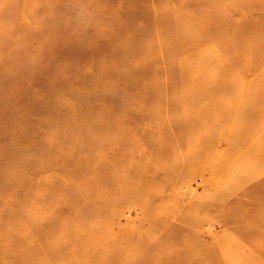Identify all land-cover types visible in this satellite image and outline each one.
Wrapping results in <instances>:
<instances>
[{"label":"rangeland","instance_id":"rangeland-1","mask_svg":"<svg viewBox=\"0 0 264 264\" xmlns=\"http://www.w3.org/2000/svg\"><path fill=\"white\" fill-rule=\"evenodd\" d=\"M13 1L0 0V9L9 10ZM30 1L42 30L34 32L31 45L6 58V67L0 70V165L11 166L16 158L33 155L35 162L19 169L21 177L31 179L26 187L8 180L13 172H0V178L8 180L3 184L0 180V207L10 209L0 212L5 253L17 264H23L25 257L32 259L26 264H264V158L254 160L255 152L250 151L248 162L236 171L223 177L212 174L215 162L232 163L241 156V150L236 154L230 149L228 135L243 117L235 100L239 90L231 86L194 91L186 84L204 83L208 76L203 73L211 69L214 75L221 65L200 64L196 73L189 64L182 69L185 75L149 73V80L162 87L145 91V110L151 112L132 118L114 109L113 115H104L87 104L89 98L98 101L88 88L118 85L125 71L123 58L119 53L109 56L116 49L102 37L84 42L81 31L91 33L89 22L104 26L109 22L104 19L120 22L124 29L138 28L143 21L142 4L119 0L124 4L117 14L110 0ZM229 1L224 7L231 10L224 11L216 0H184L182 8L179 0L160 4L169 10L178 5L180 16L230 17L239 30L254 29L257 23L259 28L247 39H263L264 21L258 19L264 15V3ZM212 23L195 49H205L207 60L226 61L236 46L220 48L230 36L219 30L220 22ZM66 24L83 25L85 30L70 33L61 28ZM14 25L0 22V35ZM180 28L182 32L184 27ZM172 31L168 30L170 39ZM129 35L120 34L115 45L124 44ZM144 43L156 45L153 40ZM179 44L160 46L150 59L178 72L175 65L197 52L192 48L177 51ZM140 54L131 62L136 69L143 66ZM106 57L114 75L103 69L105 77L96 78L95 64ZM228 68L223 80L235 76L248 87L259 66L239 69L238 75L234 63ZM68 88L72 89L68 98L87 110L78 121L61 120L56 114V104L63 101ZM179 98L183 100L171 101ZM263 100L258 99L256 110H264ZM249 121L264 124V120ZM21 132L29 145L21 141ZM249 138V150L264 141L259 142V134ZM245 170L254 178L233 192L230 182L243 178ZM78 199L93 211L85 221L72 211ZM69 239L74 246L65 247ZM35 240L41 243L31 249L29 242Z\"/></svg>","mask_w":264,"mask_h":264},{"label":"bare ground","instance_id":"bare-ground-1","mask_svg":"<svg viewBox=\"0 0 264 264\" xmlns=\"http://www.w3.org/2000/svg\"><path fill=\"white\" fill-rule=\"evenodd\" d=\"M127 1V0H126ZM129 1H136L139 2V4H142L141 6V12L143 16V21L141 22V25L138 26V28H132V29H124L122 27V23L116 22V21H110L108 19H104L105 22H108L107 24L104 23V26L97 25L94 21L89 22L88 28L92 30L91 33H87L81 30H85L82 26L75 27L70 24H66V26H61V28H64L67 32H75V31H81L84 36V42H91L93 38L102 37L103 40L107 41V43H113L114 48L116 50L111 51L109 54L112 55L113 53H119L122 56V62L124 67V74L123 76H120L121 78L118 79V85H110L104 90H98L94 87H89V90L95 91L92 92L94 94L93 96L96 97L98 101L96 103H93V99L89 98L86 100L88 105H91L92 108L97 109L96 112H100L102 114L108 115L110 113L113 115V112H110L112 110H122V116H131L132 118H141L148 114V112H151L150 109H146L145 107L148 104V99L146 96V89L147 88H162L161 83H158L152 79L149 80L148 74L155 72V73H163L168 74H181L185 75L184 72H182V69L188 68L187 66L190 64V68L195 69L198 68V66L204 65V66H211L213 62H217L219 65H221L222 68L217 70L215 74L213 75V72L211 69H207L203 74L205 76H208L207 79L204 81V83H186L187 85H192L193 88H195L194 91H200V90H217L215 88H231L239 90L238 93L239 96L235 100L239 101L241 104L239 106V112H243V117L239 119L238 126L233 132H228L230 140L232 141L230 144V149L235 151L236 154L240 153V150L242 151L240 153L239 160L229 163V162H215L214 171H212V174L217 173V176H226V174H230L237 170L240 166H242L244 163L248 162L247 160L250 158L249 154L250 151H253L255 153L251 154L254 157V160L256 157L258 159L261 157L260 161L264 158V141H262L260 144H258L261 140H264V124L260 125H251L249 120L255 119L260 121L264 120V110H256L255 107L258 106V99L260 100L264 99V38L258 39V40H251L247 39L252 34H254L253 30L258 29L257 23L256 27L253 29L250 27V29H236L234 26V20L230 17H220V16H211L208 15H200V14H187L185 16H180L179 11L183 7L184 0H179V2L182 4L181 8L176 7L173 8V10H169L165 8L164 6H161L160 1L162 0H129ZM230 2L229 0L222 1V0H216V2L221 3L218 7L219 9H222L223 11L228 9L231 10L230 6L224 7L225 2ZM257 3L263 2L264 0H256ZM111 3V4H110ZM109 6L118 14V9L121 8V6L124 3H120L119 0H110ZM30 0H14L9 10H2L0 9V22H10L14 23L15 25L10 28L6 29L5 33L0 35V70L2 68L6 67V58H9L13 56V53L16 50H20L21 48L25 47L26 45H31L33 43L35 34H40V31L42 30L38 26V23H36L37 19L39 17L33 16V7ZM264 7V4H263ZM179 8V9H178ZM172 12H174L172 14ZM215 12H218L215 10ZM46 14V12H44ZM220 22V26H218L219 30L223 31V33H227L230 36V40L226 42H221L222 46L220 48L224 47L226 50H230L234 45L236 46V49L231 53L232 55L230 58H228L226 61L221 60H212L206 59V57H209L208 54H205V49H195V47H198L197 43L202 39L201 37L204 36L203 33H206L207 30L210 29L208 24H211L213 21ZM259 21H264V15L259 16ZM80 23V22H79ZM78 23V24H79ZM216 22L212 23L215 24ZM180 27H184L183 31H180ZM217 27V26H215ZM79 28V29H78ZM173 30L172 39L169 38L170 35L167 36L168 30ZM158 29V31H156ZM262 29V28H261ZM37 30V31H35ZM128 30V32H127ZM264 32V28L262 30ZM34 32H37L34 34ZM124 32V35L126 33H129L128 40L122 44V45H115L118 41V36ZM203 32V33H202ZM19 34H22L21 40H18L17 36ZM42 34V33H41ZM241 36V38H239ZM244 36V38L242 37ZM153 37H156L158 41L154 40ZM255 37V36H254ZM145 40H153L156 42V45H146L144 43ZM177 41L181 45L180 48L177 49V51H182L186 49H195L197 51L194 55L190 56L187 59L182 60L181 64L175 65V67L178 69V72H174L173 70H168L167 67H165L162 63L155 62L152 59H150V56L155 52V49H160V46L166 45L170 42ZM203 41V40H202ZM16 44V45H15ZM141 53V54H140ZM136 54H140L143 58V66L140 67V69H136L132 66V63L134 61V57ZM6 60V61H5ZM203 60V61H202ZM232 63L235 64L236 72L238 75L239 69L242 68H251L254 69L257 66H259V69L254 71L252 74V77L250 79V84L248 87L244 86L243 82L241 80H238L235 78V76L232 77V79L229 81L223 80V77L227 73V70L232 65ZM97 73L95 74L96 78H102L105 77L103 74V69H106L107 72L109 71L110 75H114L113 67L109 64L108 57L101 59L98 63L95 64ZM194 66V67H192ZM208 68V67H207ZM228 68V69H227ZM227 69V70H226ZM191 72V71H190ZM198 73L197 71H195ZM192 73V72H191ZM195 74L194 72L192 73ZM109 75V74H108ZM236 75V74H235ZM166 76V75H165ZM192 77V76H190ZM194 77H196L194 75ZM189 78L184 77V80H187ZM175 78H172V82H174ZM169 81V80H168ZM211 88V89H209ZM72 89L68 88L66 90V93L63 95L64 99L60 102V104H56V114L58 118H61V120L67 118L69 120H79L82 119L83 116L86 114L87 110H83L80 107L82 105L78 104L76 100H70L68 98L69 95H71L72 92H70ZM88 90V91H89ZM119 90H124L123 94L119 93ZM77 91V90H76ZM75 91V92H76ZM70 92V93H69ZM118 92V95L116 94ZM134 97V98H133ZM136 97V98H135ZM183 97V96H182ZM180 100H183L182 98H179L178 100L172 99L171 101L173 103H176ZM85 101V103H86ZM264 101V100H263ZM262 101V102H263ZM52 104V103H50ZM132 104V109H128ZM121 107V108H120ZM245 108H249V110L245 111ZM242 109V112L240 111ZM150 110V111H149ZM134 111V112H133ZM116 114V112H114ZM257 121V122H258ZM29 125L24 126L23 128H26ZM240 126V127H239ZM22 128V129H23ZM82 128V127H81ZM40 129V128H39ZM84 129V128H82ZM24 132H27V129H23ZM251 132V133H250ZM260 135L261 138H259V142L257 143L259 146L257 148H254V150H249L250 145L247 143L250 142L252 138L248 139V136L250 135ZM21 141L25 142V144L29 145L26 138L23 136L25 135L23 132L19 133ZM22 135V136H21ZM247 137V138H246ZM245 138V139H244ZM248 139V140H247ZM26 140V141H25ZM247 140V141H246ZM50 144L51 142L48 141ZM34 146H30L29 148H33ZM39 147V146H38ZM263 148V149H262ZM262 150V151H261ZM13 151V149H10V153ZM80 154H83V148H79L78 150ZM15 152V150H14ZM72 153V152H71ZM16 154L20 155L21 152L17 151ZM34 156V155H33ZM30 158H16L15 163L11 166L8 164H1L0 165V172L4 171H10L13 172V176L9 178L8 180H12L13 182H18L21 187H26L27 183L31 181L30 178L21 177V175L18 173L19 169L21 167H27L29 168L31 165H34V157ZM249 157L246 161L245 158ZM6 163V162H5ZM258 164V163H257ZM264 164V163H263ZM217 165V166H216ZM251 171H243L242 177L238 178L236 183H231V190L238 191L239 187L248 183L251 179L254 177L251 174ZM1 184L2 181H8L7 179H4L3 177L0 178ZM25 181V182H24ZM24 182V183H21ZM215 182V181H214ZM29 185V184H28ZM226 188V187H225ZM22 189V188H21ZM22 194V193H19ZM25 196V195H24ZM13 200L16 199V196H13ZM18 200V198H17ZM10 204L12 203L11 200ZM77 202V201H76ZM77 208V209H76ZM72 211H77L78 214L81 215V220L87 219L90 215L93 214V211L91 209H87L86 204L82 205L80 199H78V204L72 208ZM10 210L6 206L4 208L0 207V212H6ZM70 240V239H69ZM73 241V238H72ZM74 242V241H73ZM3 242L0 241V260L1 261H7V264H17L16 260L13 256H10L9 254L5 253V249L8 248L6 244H2ZM27 243V242H26ZM40 241H32L29 242L30 248L33 249L38 247V244H40ZM74 246V243L67 242L65 247H72ZM88 249V246L86 247ZM264 255V250H261ZM28 254V252H27ZM214 256V255H213ZM213 256H211V260H213ZM50 257V255L48 256ZM50 260V259H49ZM32 259L30 257H25V261H23V264L30 263ZM226 264V263H223Z\"/></svg>","mask_w":264,"mask_h":264}]
</instances>
